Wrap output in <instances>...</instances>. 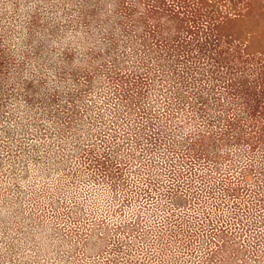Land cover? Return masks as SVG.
<instances>
[{
    "label": "rangeland",
    "instance_id": "obj_1",
    "mask_svg": "<svg viewBox=\"0 0 264 264\" xmlns=\"http://www.w3.org/2000/svg\"><path fill=\"white\" fill-rule=\"evenodd\" d=\"M0 264H264V0H0Z\"/></svg>",
    "mask_w": 264,
    "mask_h": 264
}]
</instances>
